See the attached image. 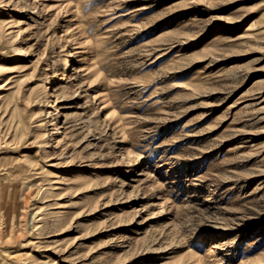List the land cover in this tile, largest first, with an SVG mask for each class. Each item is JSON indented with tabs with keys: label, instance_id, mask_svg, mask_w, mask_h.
I'll use <instances>...</instances> for the list:
<instances>
[{
	"label": "rangeland",
	"instance_id": "obj_1",
	"mask_svg": "<svg viewBox=\"0 0 264 264\" xmlns=\"http://www.w3.org/2000/svg\"><path fill=\"white\" fill-rule=\"evenodd\" d=\"M0 264H264V0H0Z\"/></svg>",
	"mask_w": 264,
	"mask_h": 264
},
{
	"label": "bare ground",
	"instance_id": "obj_2",
	"mask_svg": "<svg viewBox=\"0 0 264 264\" xmlns=\"http://www.w3.org/2000/svg\"><path fill=\"white\" fill-rule=\"evenodd\" d=\"M71 70H72V66L70 64L69 58H66L65 59V64L63 66V75L62 76L64 78L62 79V81H68V80L71 79V72H70ZM56 118H58V120H59V112L55 113V121H54V123L56 122Z\"/></svg>",
	"mask_w": 264,
	"mask_h": 264
}]
</instances>
